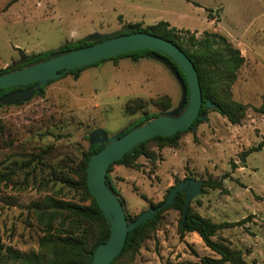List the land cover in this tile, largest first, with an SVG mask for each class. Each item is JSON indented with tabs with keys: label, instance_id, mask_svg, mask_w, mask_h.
<instances>
[{
	"label": "rangeland",
	"instance_id": "rangeland-1",
	"mask_svg": "<svg viewBox=\"0 0 264 264\" xmlns=\"http://www.w3.org/2000/svg\"><path fill=\"white\" fill-rule=\"evenodd\" d=\"M160 21L197 38L217 32L240 51L244 63L231 96L247 110L234 125L206 108L201 123L181 135L176 148L148 144L153 158L140 157L133 168L113 166L111 182L125 214L133 218L149 210L148 202L162 201L175 182L191 180L193 212L216 224L245 219L241 226L219 230L214 239L241 250L245 264H264V146L243 155L264 141V0H0V69L64 43L103 40L125 30L127 22L146 27ZM165 96L170 108L160 112L155 101ZM181 99L169 64L149 55L105 61L61 76L24 101L0 104L4 248L38 250L44 233L32 203L45 197L76 201L60 178L73 176L98 131L112 138L141 116L142 111L126 112V104L141 100L146 113L165 115L177 111ZM223 176L219 189L203 185ZM179 217L177 211H165L156 231L135 254L124 256L123 264H196L202 257L215 258L197 234H178Z\"/></svg>",
	"mask_w": 264,
	"mask_h": 264
},
{
	"label": "trees",
	"instance_id": "trees-1",
	"mask_svg": "<svg viewBox=\"0 0 264 264\" xmlns=\"http://www.w3.org/2000/svg\"><path fill=\"white\" fill-rule=\"evenodd\" d=\"M208 19L213 20V16L210 13ZM139 32L167 40L183 51L196 69L202 103L207 101L214 105L215 109L213 110L220 116L226 118L230 124L235 125L242 121L247 107L232 100L231 87L236 80L238 70L244 63V57L225 37L217 32L205 31L203 32L204 35L202 38H197L195 32L177 30L167 22L160 21L146 27H141L139 23H128L125 30L119 31L117 34H113L107 38ZM181 33H184V36H181ZM99 41L101 40H80L64 43L55 50H47L32 56H27L15 65L0 69V75L48 60L55 55L90 46ZM149 55H155L166 60L174 76L185 87L187 96V83L182 71L170 59L152 49H138L125 52L94 62L86 67L72 69L62 76L76 74L85 68L96 66L105 61L116 62L120 59L137 61ZM56 80L49 81L46 85ZM35 87L36 83H30L22 87L0 88V104L3 103L1 100L4 97L14 91L34 89ZM44 87L45 85L39 86L35 94L42 93ZM186 101L187 97L183 101L180 112L184 109ZM144 107L145 105L141 100L133 101L132 104H126V112L133 114L142 111V114L135 122L127 126L119 134V137L150 119L159 116L158 113H146L143 110ZM155 107L160 112L167 111L170 108V99L166 96L159 98L155 101ZM260 110L263 109L261 108ZM206 112V109L202 106L199 117L193 122L192 126L199 125L201 123V117ZM190 131L191 128L168 137L156 136L139 143L126 152L122 158L109 166L105 178L106 184L110 185L114 194L117 195L118 192L113 186L109 175L113 166L136 167L138 158L144 157L150 160L153 158V151L146 147L148 144H153L158 150L166 147L176 148L179 137ZM263 146L264 141H261L256 147H251L243 155L257 151ZM101 149L102 146L99 144H89L76 162L75 168L72 171L73 176L70 177L65 174L60 178L66 188L77 196L76 201L57 200L51 197H45L40 202L32 203V209L36 212L38 224L44 233L39 240L38 250L20 252L10 248L5 249L0 241V261L5 259L2 264H91L94 250L98 245L106 242L110 233L108 221L105 219L87 188L86 169L89 156L97 153ZM226 178V176H223L219 181L209 178L204 181L203 185L212 189H219L222 187V181ZM176 185L177 182H175L174 186L167 189L165 198L162 201L157 203L148 202L149 209L156 210V212L152 217L136 226L132 232L127 234L120 254L109 264H123L121 259L124 256L135 254L151 233L156 231L161 220V215L167 210H174L179 213L178 234L180 236L186 233L197 234L204 246L216 255L215 258L202 257L196 264H245L241 250L230 248L220 239H214L219 230L241 226L245 222V219L239 222H222L216 224L193 212L189 206L186 208L184 214L185 191H178L173 202L168 207L158 209L164 203L170 190ZM142 198L145 199L144 197ZM137 217L129 218L126 214V218L131 219V221H134Z\"/></svg>",
	"mask_w": 264,
	"mask_h": 264
},
{
	"label": "water",
	"instance_id": "water-1",
	"mask_svg": "<svg viewBox=\"0 0 264 264\" xmlns=\"http://www.w3.org/2000/svg\"><path fill=\"white\" fill-rule=\"evenodd\" d=\"M138 49H152L175 63L186 79L187 96L182 82L177 80L182 90L181 104L177 111L152 118L120 137L119 133L112 138L105 139L104 135L98 131L90 142V144L101 145L102 149L89 156L86 169L87 188L108 221L110 228L106 242L98 245L94 250L91 264H109L120 254L127 234L156 212V210L149 209L134 221L127 219L120 195L114 194L110 185L105 182L109 166L143 141L156 136L168 137L189 128L194 129L195 126L192 124L199 117L200 108L203 106L205 109H215V106L207 101L202 103L196 69L185 53L167 40L142 32L105 38L90 46L55 55L48 60L0 75V88L22 87L36 83L34 89L14 91L1 100V102L15 103L32 97L39 86H44L49 81L60 78L72 69L86 67L94 62ZM186 97L185 107L180 112ZM192 183L191 180L177 183L158 209L168 207L178 191H185V214L186 208L189 206V199L193 195Z\"/></svg>",
	"mask_w": 264,
	"mask_h": 264
},
{
	"label": "crops",
	"instance_id": "crops-1",
	"mask_svg": "<svg viewBox=\"0 0 264 264\" xmlns=\"http://www.w3.org/2000/svg\"><path fill=\"white\" fill-rule=\"evenodd\" d=\"M127 23H131V22H127ZM168 23H169V22H168ZM169 25H170L171 27H174V26H173L172 24H170V23H169ZM175 28H176V27H175Z\"/></svg>",
	"mask_w": 264,
	"mask_h": 264
}]
</instances>
